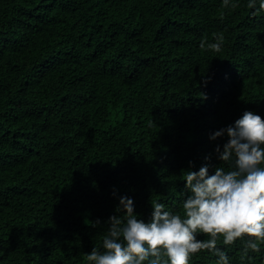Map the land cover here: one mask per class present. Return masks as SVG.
<instances>
[{
  "label": "trees",
  "instance_id": "16d2710c",
  "mask_svg": "<svg viewBox=\"0 0 264 264\" xmlns=\"http://www.w3.org/2000/svg\"><path fill=\"white\" fill-rule=\"evenodd\" d=\"M231 3L0 0V264H86L120 198L149 222L181 211L184 172L227 168L213 134L264 119V11ZM243 244L217 246L264 264Z\"/></svg>",
  "mask_w": 264,
  "mask_h": 264
},
{
  "label": "clouds",
  "instance_id": "9594fccd",
  "mask_svg": "<svg viewBox=\"0 0 264 264\" xmlns=\"http://www.w3.org/2000/svg\"><path fill=\"white\" fill-rule=\"evenodd\" d=\"M222 6L235 9L237 4L223 0ZM247 7L256 15L264 11V0H248ZM213 36L215 43L202 39L200 48L220 53L224 36ZM225 134L223 151L219 147L215 151L227 168L219 166L211 176L207 166L184 172L190 194L180 212L154 202L151 219L145 222L134 214L130 198H120L118 215L109 217L101 247L85 254L86 264H190L194 255L205 250L218 257L217 264H229L218 242L231 246L238 240L244 242L242 258L259 252L264 245V119L245 111L234 125L215 132L211 139Z\"/></svg>",
  "mask_w": 264,
  "mask_h": 264
}]
</instances>
